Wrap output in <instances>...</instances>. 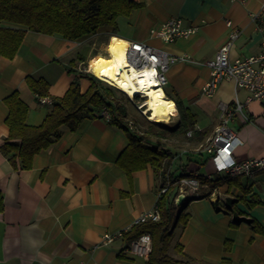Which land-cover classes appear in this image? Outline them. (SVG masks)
I'll return each instance as SVG.
<instances>
[{"label":"crops","instance_id":"crops-1","mask_svg":"<svg viewBox=\"0 0 264 264\" xmlns=\"http://www.w3.org/2000/svg\"><path fill=\"white\" fill-rule=\"evenodd\" d=\"M131 1L139 6L129 17L118 19L115 37L188 57L166 71L165 95L175 100L171 115L178 116L167 135L168 173L174 177L196 174L213 181L201 185L200 198L187 201L173 231L169 255L179 258L175 250L179 245L196 264H216L222 259L231 264H264V170L250 176L216 174L205 153L197 156L220 123L219 103L233 105L238 99L245 104L248 96L233 81L222 82L211 98L202 96L201 88L210 78L206 62L232 29L239 30L240 36L231 58L258 54L264 0ZM258 13L260 21L253 18ZM171 18L181 19L184 27H197L196 33L170 44L150 34ZM108 31L100 28L76 41L27 31L17 54L12 59L0 58V264L147 263L148 256L130 252L125 234L137 218L154 210L166 178L162 180L149 163L127 173L121 163L129 144L124 130L95 114L75 131L63 128L57 142L35 155L29 170H21L18 162L14 165L2 152L9 135L4 99L17 92L29 107L26 123L40 125L52 105L40 104L26 79L47 82L46 97L52 103L74 81L81 93L86 92L90 76L79 72L76 63L87 62L93 53L104 57L112 37ZM178 108L193 122L185 129L186 136L194 130L187 139L171 134L179 128ZM243 113L246 122L237 115L229 124L237 138L233 157L238 162L264 157V106L249 102ZM170 192L178 195L176 187ZM255 226L263 231L257 232ZM120 232L123 235L110 244L102 243L105 235Z\"/></svg>","mask_w":264,"mask_h":264},{"label":"trees","instance_id":"trees-1","mask_svg":"<svg viewBox=\"0 0 264 264\" xmlns=\"http://www.w3.org/2000/svg\"><path fill=\"white\" fill-rule=\"evenodd\" d=\"M138 6L131 0H0V58L12 59L27 31L56 35L67 41H76L95 34L100 28H108L109 35L115 36L118 19L129 17ZM89 80L90 86L86 92L81 93L78 81H74L63 97L53 99L50 112L38 126H29L26 123L29 107L17 92L6 97L4 104L8 115L5 124L9 135L2 146L3 154L14 165L18 162L21 170H29L35 155L57 142L62 136L63 128L75 131L84 119L96 116L95 112L107 106L111 116L109 124L124 130L129 138L122 159L126 164L121 161L127 173L144 168L149 163L162 180L167 174L172 182L182 176H192L184 174L174 177L169 174L171 155L166 147L160 142H151L130 131L125 123H119L118 118L122 119L125 113L110 102L113 99L111 90L114 89L103 86L101 81L92 76ZM26 84L34 95L48 96L49 85L42 79L28 77ZM178 113V126L186 129L193 125L187 113L179 108ZM201 155L202 153H198L197 156ZM198 178L202 185L213 183L203 176ZM175 197L170 190L159 197L157 206L161 218L158 222L149 221L135 225L125 234L128 244L141 235L150 236L151 250L146 264H196L179 245L175 246L179 258L169 255L173 231L188 201L185 199L177 207ZM254 229L257 232L263 231L262 227L255 226ZM216 264H231V261L222 259Z\"/></svg>","mask_w":264,"mask_h":264},{"label":"built area","instance_id":"built-area-1","mask_svg":"<svg viewBox=\"0 0 264 264\" xmlns=\"http://www.w3.org/2000/svg\"><path fill=\"white\" fill-rule=\"evenodd\" d=\"M262 12H264V3L260 9V13ZM253 18L260 21V14L254 15ZM225 23L228 28H231V23L229 21ZM196 31L197 27H184L181 19L171 18L163 23L158 30H151L150 34L170 44L179 38H187L195 34ZM258 31L261 38L257 55L231 58V49L240 36L239 30L232 29L229 33L228 40L219 47L215 56L206 62V67L210 71V78L201 88L202 96L211 98L215 94L218 86L224 81H233L237 89L244 90L248 93L245 104L236 99L233 105L225 103H219L218 105L220 123L215 127L212 136L207 140L200 151V153H205L208 156V161L212 166L213 173L216 174L223 172L231 176H250L256 171L264 170V157L249 159L242 162H238L234 159L233 147L237 142V138L229 127L234 116H240L245 122L248 120L243 113V108L249 102H258L264 106V21H260L258 24ZM111 40L112 38L110 37L106 45H108ZM125 45V62L127 65L133 67L138 72L151 71L153 74L152 79L156 81V85L162 90L167 84L166 71L168 67L177 61L188 60L186 56H171L162 50L142 42L126 41ZM92 47H95L94 43H92ZM98 57L100 56L96 54L92 63H95ZM92 63L87 68L78 67L77 70L98 79L108 87L124 95L117 87L110 85L96 76L91 71ZM146 96V94L140 93L132 98H128L131 101L136 99L143 100V103L138 107L142 113L143 108H145L144 101L147 98ZM37 100L42 105H52V100L48 97H38ZM172 113L173 112L169 113L168 118ZM97 116L104 119L106 122L111 120L109 108L107 106L102 107ZM144 117L146 116L144 115ZM193 131V129L189 130L187 136L191 137ZM201 185L196 174L192 176H182L175 182H172L170 178L166 176V180L159 194L160 196L166 194L171 188L176 187L178 195L182 194L185 196V199L194 200L201 197ZM214 193L215 190L211 195ZM178 195L175 197L174 202L177 200ZM160 218L161 215L156 205L153 211L144 213L137 218L133 226L149 221L158 222ZM123 233L124 232L117 233L116 235H105L102 238V243L104 245L110 244L115 237H120ZM150 250L151 238L148 234L141 235L130 243V252L141 258H146Z\"/></svg>","mask_w":264,"mask_h":264},{"label":"bare ground","instance_id":"bare-ground-1","mask_svg":"<svg viewBox=\"0 0 264 264\" xmlns=\"http://www.w3.org/2000/svg\"><path fill=\"white\" fill-rule=\"evenodd\" d=\"M105 46L106 56L98 57L91 65V71L103 81L117 87L126 97L144 93L145 108L142 114L149 121L168 123L169 113L175 109L174 102L166 97L156 85L151 71L138 72L125 62L126 41L115 36Z\"/></svg>","mask_w":264,"mask_h":264},{"label":"rangeland","instance_id":"rangeland-1","mask_svg":"<svg viewBox=\"0 0 264 264\" xmlns=\"http://www.w3.org/2000/svg\"><path fill=\"white\" fill-rule=\"evenodd\" d=\"M87 47L89 48L90 45H88ZM92 55L93 56H91L87 62H84L83 64H80V62H77L76 66L80 68H87L92 63L93 59L95 58L94 53ZM103 86L108 87L104 83H103ZM164 88L165 90L167 88L163 87V92L164 94H166L164 91ZM111 91L113 93V99H111L110 102H112L114 105H117L121 110L124 111L125 115L122 118V121L128 125V128H131L134 133L146 138L147 140L151 142L157 141L163 144L165 147H167V143H168L167 135L169 131L172 130L171 126L177 123L178 116H175L176 117L175 118V117H172V115H170V117L168 118V123H165L164 121H162L153 126L151 124H153L154 122H151L146 117H144V115L138 109L139 105L143 103L142 99L140 100L136 99L134 101H131L128 97L120 94L119 92L115 90H111ZM167 96L168 98H172L168 94ZM182 105L186 106V102L182 101ZM99 110L95 112L96 115H98ZM178 127L179 128L175 131H172L173 133L171 134L177 133L178 135H183V137L187 139L188 137L186 136L185 128L183 126L181 127L178 126ZM182 222L183 220H180L179 223H182Z\"/></svg>","mask_w":264,"mask_h":264},{"label":"water","instance_id":"water-1","mask_svg":"<svg viewBox=\"0 0 264 264\" xmlns=\"http://www.w3.org/2000/svg\"><path fill=\"white\" fill-rule=\"evenodd\" d=\"M184 200H185V196L182 194H179L177 197V200L175 201V205L177 207H179L183 203ZM188 201H189V199H188Z\"/></svg>","mask_w":264,"mask_h":264}]
</instances>
